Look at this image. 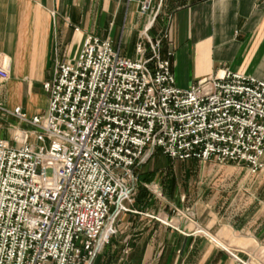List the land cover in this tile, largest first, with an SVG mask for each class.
<instances>
[{"label": "built area", "instance_id": "obj_1", "mask_svg": "<svg viewBox=\"0 0 264 264\" xmlns=\"http://www.w3.org/2000/svg\"><path fill=\"white\" fill-rule=\"evenodd\" d=\"M167 37L146 34L130 58L112 40L86 36L42 84L45 113L12 109L32 128L0 138V264H90L117 217L138 214L126 205L137 169L156 152L263 170L264 82L223 70L179 89L173 49L162 55ZM9 67L0 58L1 80Z\"/></svg>", "mask_w": 264, "mask_h": 264}, {"label": "crops", "instance_id": "obj_2", "mask_svg": "<svg viewBox=\"0 0 264 264\" xmlns=\"http://www.w3.org/2000/svg\"><path fill=\"white\" fill-rule=\"evenodd\" d=\"M139 1L0 0V58L10 65L8 78L0 79V99L27 115L43 114L37 91L52 80L56 63L71 59L86 36L113 42L123 33L135 32ZM164 2V12L151 32L153 38L168 32L162 55L173 49L171 72L177 88L186 90L223 70L264 82V0ZM96 9L100 10L95 13ZM131 217L130 235L112 246L117 252L110 251L111 242L93 264H240L230 253L246 264H264V242L232 226L213 235L220 245L208 236L192 234L193 229L181 220L179 228L188 235ZM214 226L216 220L210 219L205 230ZM123 241L129 243L127 256L121 254Z\"/></svg>", "mask_w": 264, "mask_h": 264}, {"label": "rangeland", "instance_id": "obj_3", "mask_svg": "<svg viewBox=\"0 0 264 264\" xmlns=\"http://www.w3.org/2000/svg\"><path fill=\"white\" fill-rule=\"evenodd\" d=\"M143 1H139V9L136 14L138 17L136 23L139 28H136L135 32L123 33L113 40L114 46L119 45L121 54L126 57H135V45L142 37L144 41H146V34L152 37L151 31L155 28L159 16L164 12L165 0H150L151 5L145 13L140 9ZM96 7L99 8V4ZM97 10L100 9H96L95 13ZM154 16L155 20L151 25L150 22ZM99 22L102 23V19H99ZM42 89L37 91V94H40L37 106L41 107V113H45L47 106L44 99L48 97V94ZM12 109L11 104L0 99V138L10 142L15 130L32 128L12 116L10 114ZM27 116L30 117V114ZM136 172L139 185L133 203L127 204L126 207L136 210L138 214L123 213L112 223L115 234L109 238L108 244L112 242L110 251L116 253L117 249L112 246H118V242L123 236L130 235L129 230L134 220L131 216L133 215L139 216L145 221L152 220L159 225L188 235L184 229L179 228L178 221H184L189 224L190 229H193L192 234L208 236L211 240L218 241L220 245L223 243L213 235L220 229L228 230L229 226L236 228L237 232L254 235L258 240L264 242V168L253 175L242 163L172 161L159 151L146 159ZM51 175V171L48 170L47 176L51 177ZM139 186L148 192L140 203H135ZM150 189H157L156 194L158 195L153 194ZM210 219L216 220L217 226H214L209 233L205 230V226ZM110 222L109 220L108 223ZM201 230L208 234L201 233ZM121 245V254L124 253L125 245H127L129 253L128 241H123ZM128 253L123 255L127 256ZM230 255L240 264H246L237 255L232 253ZM90 264H93V261Z\"/></svg>", "mask_w": 264, "mask_h": 264}, {"label": "trees", "instance_id": "obj_4", "mask_svg": "<svg viewBox=\"0 0 264 264\" xmlns=\"http://www.w3.org/2000/svg\"><path fill=\"white\" fill-rule=\"evenodd\" d=\"M147 192L148 191L146 189H144L143 187L139 186L138 192L136 194L137 196L135 198V203H140L143 200V198L145 197V195L147 194Z\"/></svg>", "mask_w": 264, "mask_h": 264}, {"label": "bare ground", "instance_id": "obj_5", "mask_svg": "<svg viewBox=\"0 0 264 264\" xmlns=\"http://www.w3.org/2000/svg\"><path fill=\"white\" fill-rule=\"evenodd\" d=\"M109 225H107V227H108Z\"/></svg>", "mask_w": 264, "mask_h": 264}]
</instances>
